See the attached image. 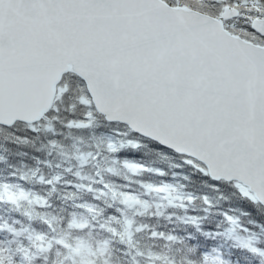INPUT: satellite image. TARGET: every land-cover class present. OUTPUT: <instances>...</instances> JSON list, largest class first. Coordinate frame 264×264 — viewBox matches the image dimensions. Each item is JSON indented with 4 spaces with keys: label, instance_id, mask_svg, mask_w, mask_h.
<instances>
[{
    "label": "snow or ice",
    "instance_id": "snow-or-ice-1",
    "mask_svg": "<svg viewBox=\"0 0 264 264\" xmlns=\"http://www.w3.org/2000/svg\"><path fill=\"white\" fill-rule=\"evenodd\" d=\"M94 130L96 143L78 147ZM0 133L18 145L46 135L49 157L73 141L76 169L34 157L58 171L0 177V202L26 203L22 215L51 233L58 218L35 212L52 205L30 180L48 197L59 185L88 192L73 206L97 219L73 213L68 231L119 225L131 264H264V0H0ZM149 146L178 160L186 183L146 163ZM16 223L0 224V264H37L53 243L67 264H110L109 240L85 255L83 240ZM141 231L147 252L133 248Z\"/></svg>",
    "mask_w": 264,
    "mask_h": 264
},
{
    "label": "trees",
    "instance_id": "trees-1",
    "mask_svg": "<svg viewBox=\"0 0 264 264\" xmlns=\"http://www.w3.org/2000/svg\"><path fill=\"white\" fill-rule=\"evenodd\" d=\"M193 3H200L201 0H192ZM100 130H94L82 134H78L81 136L83 143L78 144V147L83 148L85 151H87V148L85 145H90L96 143V139L94 137L99 136ZM103 132L105 133L106 136H112L113 133L109 129H103ZM18 135H25V133L20 132ZM31 135V134H28ZM47 142H48V137L46 135H42L40 139L35 140L34 143L23 145V144H16L12 143L10 141H5L4 139V134L0 133V157H3V160H0V177H9L11 176L13 170H16V174L19 175L20 173H27L29 177H31V172L32 170L36 169L37 167H41V171L45 175H52L58 169L55 167L49 169V168H43L42 166H39L36 162V159L34 157L39 158L41 160H50L53 165H56L57 163H60L63 167H72L73 169H76L77 163L74 159H68V156H72L74 154V150L71 147V144L73 141H66L64 142L65 144V151L67 153V156H60L57 154H53L50 157L47 155L48 148H47ZM43 148V151H37V149ZM144 152H148L149 154L147 156H143L142 158L146 163H150L155 167H162L168 170L170 176L175 174V180L177 183H186L183 180V171L181 168L177 167L179 164L178 160L175 159H165L162 156L155 155L152 150L151 146L149 148H146L143 150ZM102 167H106L107 165H104L102 163ZM98 171L97 168L93 166H88L85 167L82 170V175H89V176H95L96 172ZM121 173L123 175L124 170L121 169ZM67 180L69 182L74 181V177L69 175L67 177ZM105 180L110 183H117L123 186L125 185V181L119 177H112L110 175H105ZM23 183V182H22ZM35 187V190L37 193L42 194L44 198L49 199L50 203L52 205L51 208L44 209L41 208L39 205L35 206V212L39 213L40 215H55L58 219L61 218L63 220H66L71 214L75 213L77 216H85L89 215L93 219H97L96 217L92 216L89 214L87 209L84 208H76L73 205L74 204H84L86 202H91L92 201V196L86 192V191H77L71 187H66L63 185L57 186V190L50 196H47V193L50 191V186H44V185H38L35 183V181H31L28 184H24V187L29 188V187ZM87 186V185H86ZM119 191V189H117ZM139 191V189H137ZM69 193H72V196L69 197L68 199H65V197L68 196ZM126 195H131V193H125ZM111 201H101V202H96L97 206L99 208H105L107 203H110ZM2 206V209H1ZM229 202H221V207H228ZM28 205L26 203L21 204L19 208L16 206L12 205L10 206V209L14 212H17L16 217L21 216L22 213L24 212L25 208H27ZM7 208L2 205V202H0V218L5 217L6 214L4 213V210ZM95 211V209L93 210ZM21 213V214H20ZM152 216L149 215L148 217H153L154 212H152ZM107 214V213H105ZM134 215V213H130ZM25 217L24 215H22ZM103 218L100 217L99 219L101 220ZM58 222V220H57ZM57 222L55 224H57ZM148 222L149 224H153V222L158 223L155 219L152 218H146V217H136V224H145ZM162 223V221H160ZM26 225L31 228L32 225H36L37 228L41 229V223L39 220H32L25 222ZM155 223V224H156ZM178 227H182L181 225H178ZM140 237L141 241H144L148 239L149 233L141 231L139 233H134L133 237ZM133 243V241H132ZM143 244V243H142ZM142 244H138L137 246L140 248V251L145 252L144 247H142ZM141 245V246H140ZM122 256V262L123 264H129L128 263V256L126 255H121Z\"/></svg>",
    "mask_w": 264,
    "mask_h": 264
}]
</instances>
